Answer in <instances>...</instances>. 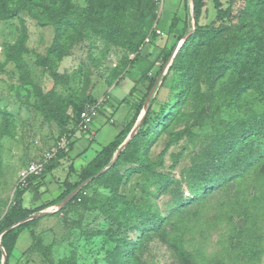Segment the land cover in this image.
<instances>
[{
	"label": "rangeland",
	"instance_id": "374dc122",
	"mask_svg": "<svg viewBox=\"0 0 264 264\" xmlns=\"http://www.w3.org/2000/svg\"><path fill=\"white\" fill-rule=\"evenodd\" d=\"M46 1L47 8L53 1L58 9L62 4V0ZM115 1L122 6L119 5L116 12L109 11L104 25L98 0H66V10L61 16L78 20L80 27L75 32L65 33V41L69 44L72 40V44L61 60L52 62L57 79L52 77L51 68L40 64L55 36V24L48 22L51 18L42 17L40 12L23 10L14 18L0 19V219L13 204L16 188L23 180L21 172L32 161L43 159L46 152L57 149L64 139L73 143L67 155L57 158V165L43 179L37 180L40 200L33 202L30 192L23 195L25 207L38 208L36 213L50 212L17 232L8 264H107L109 252L116 244L114 235H128L134 239L139 235L129 228L121 233L118 220L113 218L116 213L113 212L112 217L107 212L113 194L103 183L87 187L70 207L60 209L61 203L52 204L66 189V180L79 181L86 165L131 120L146 92V77L159 78L161 83L183 40L180 36L184 34L185 38L196 26L189 0H145L147 11L153 16L152 24L141 47L142 59L131 62L134 54L129 52L124 41L134 30L146 28L140 16L143 6L127 9L124 0ZM262 1L221 0L223 8L230 6L231 12L223 21L213 23L216 10L211 0H204L198 24L213 23L218 27L223 23L226 27L219 36L221 56L230 55L244 34L264 33ZM87 9L90 10L87 12ZM88 21L90 28L86 29ZM22 26L27 35L25 50L16 54L14 44ZM106 26L116 34L111 36L103 32L102 27ZM185 83L187 86L182 84L180 74L173 72L162 86H156L157 91L146 105L144 102L142 110L151 105V118L158 113L164 114L165 126L158 127L132 146L135 156L140 151L145 154L148 160L145 170L127 175L130 167H141L136 157L118 166L123 177L118 193L128 200L147 202L152 197L154 174L184 177L203 154L212 135L223 131L230 121L246 111L247 104L242 102L238 106L231 97L210 99L202 70L195 67L190 70ZM86 97L99 102L100 110L89 130L80 134L76 131L68 136L56 121L46 120L41 112L42 104L52 106L61 99L82 101ZM71 111L70 105L68 112ZM111 179L109 176L106 182ZM254 185L248 193L256 196V204L261 206H257L253 223L235 215L233 224L237 230L243 229L241 232L246 227L256 230L264 241V191ZM169 198V195L158 198L161 210L165 209ZM197 210V214L186 220L191 234L188 232L185 237L194 241L192 251L212 260L220 258L224 254L223 247L228 244V236H236V233L228 230L229 223L225 219L215 218L221 211L216 198ZM170 236L173 235L153 238L144 252L142 264H191L176 255L169 244ZM239 261V264H252L243 258ZM255 264H264V256Z\"/></svg>",
	"mask_w": 264,
	"mask_h": 264
},
{
	"label": "trees",
	"instance_id": "16d2710c",
	"mask_svg": "<svg viewBox=\"0 0 264 264\" xmlns=\"http://www.w3.org/2000/svg\"><path fill=\"white\" fill-rule=\"evenodd\" d=\"M98 1L101 7L100 15L104 18L102 24L105 25L107 24L105 17L111 13L109 11L116 12L122 3L117 1L119 5H116L115 0ZM211 1L216 10L213 23L223 21L229 16L230 6L223 8L221 0ZM46 2V0H19V2L0 0V19L14 18L23 10L40 12L42 17L45 15L51 18L48 22L55 24V36L40 64L51 68L52 77L57 79L58 73L52 62L61 60L67 53L72 40L67 44L64 35L66 32L79 30L80 24L74 18L61 16V13L66 10V0H62L59 9L55 6L54 1L47 8ZM192 3L195 29L185 37L158 85L162 86L169 74L178 72L182 78V84L187 86L186 77L195 67L198 71L204 72L205 81L210 89L208 95L210 99L220 97L227 100L231 97L234 104L240 106L244 102L247 104V108L241 116L230 121L223 131L212 135L207 147L202 151L203 154L190 167L184 177L176 178L170 173L154 174L152 197L145 203L134 202L118 193V185L123 178L118 171V166L124 160L136 157L141 167H130L126 170L127 175L133 172H142L148 167L145 154L140 151L135 156L132 146L134 147L140 139H145L158 127L165 126L164 114L158 113L154 118H151V105H149L136 133L115 159L114 154L136 123L145 99L155 84L156 78L146 77L148 81L146 92L131 120L86 165L80 173L79 181L68 182L66 180V189L52 203H61L81 183L105 169L79 188L77 194L60 209L72 206L83 191L94 183L100 182L110 187L113 198L108 205L107 212L112 217L113 212L116 213L113 218L118 220L117 225L121 233L129 228L139 235L136 239L128 235L120 237L114 235L113 240L116 244L109 252L107 264H142L143 255L149 242L155 237L169 236V234L173 235L168 240L176 255L191 264H239V258L255 264L264 256V241L255 232L256 230L250 231L249 227H246L244 232L246 230L247 232L244 233L241 232L243 229L239 231L233 224L235 215L243 216L244 220L253 223V215L258 210L257 206H261L260 203L256 204L257 197L250 196L248 193L249 188L255 184L254 181L256 182L254 186L259 187L262 192L264 191V33L255 36L244 34L237 41L236 47L230 55L221 56L222 41L219 40V36L222 33L221 30L226 27L222 26L223 23L218 27H214L213 23L199 25L198 20L202 14L204 0H192ZM261 4L264 10V0ZM123 5H126L127 9L138 5L143 6V13L140 16L142 15L141 18L145 20L146 28L134 30L133 35L124 41L129 52L134 54L131 59V62H134L142 59L141 47L145 44L144 39L148 35L153 16L151 11H147L145 0H124ZM89 10L87 9V12ZM46 11L47 13H45ZM69 13L76 12L70 11ZM86 24L85 28L89 29V21ZM102 30L111 36L116 34L111 32L108 26L102 27ZM26 36L25 28L22 26L20 36L14 44L16 54H21L25 50ZM183 37L184 34L180 36V39ZM170 54L171 52L167 58ZM218 94L222 96H218ZM176 98L178 99V96L175 97V100ZM74 99H61L52 106L44 104L41 106V112L45 119L56 121L62 131L68 132V136L78 130L80 113L84 107L96 103L91 97H86L82 101ZM70 105L72 106L71 113L68 112ZM66 142L65 147L59 149L56 156L45 164V168L40 174L29 175L18 184L13 204L0 219V235L2 234L0 241L7 256L5 264H8L17 232L34 223L36 218L26 219L39 210L38 208L25 207L23 195L30 192L33 202L40 200L41 193L37 180L43 179L47 172L57 165L56 159L67 155L72 149V141L67 139ZM109 176H112V179L107 183L106 179ZM163 195H169L170 198L165 209L161 210L157 200ZM215 198L221 209L215 218L217 220L225 219L229 223L228 230L236 233V236H233L234 234L228 236V244L223 247L224 254L220 258L212 260V258L198 254L197 251H192L191 247L194 241L191 237H185V234L188 232L191 234L186 223L187 218L192 214H197L199 206H205ZM262 208H264V204ZM16 223L18 224L12 227ZM1 258L0 248V264Z\"/></svg>",
	"mask_w": 264,
	"mask_h": 264
},
{
	"label": "built area",
	"instance_id": "2783aa9c",
	"mask_svg": "<svg viewBox=\"0 0 264 264\" xmlns=\"http://www.w3.org/2000/svg\"><path fill=\"white\" fill-rule=\"evenodd\" d=\"M100 103L88 104L84 107V109L80 113V119L78 123L77 132H84L89 130L90 124L94 121L95 118L99 115ZM66 145V139H64L59 147L54 151H48L45 153L43 159L32 161L22 172V178H26L29 175H38L40 174L44 168L45 164L57 153V151L61 148H64Z\"/></svg>",
	"mask_w": 264,
	"mask_h": 264
},
{
	"label": "water",
	"instance_id": "95a60500",
	"mask_svg": "<svg viewBox=\"0 0 264 264\" xmlns=\"http://www.w3.org/2000/svg\"><path fill=\"white\" fill-rule=\"evenodd\" d=\"M192 8H193V3H192V0H191V10H192ZM192 13H193V12H192ZM193 29H195V25H194ZM184 39H185V38H183V40L181 41L180 45L182 44V42L184 41ZM158 84H159V78L155 81L154 86H153L152 89L149 91V93H148V95H147V97H146V99H145V105L148 103L149 99L152 97V94L155 93L156 88H157L156 86H157ZM144 108H145V107H144ZM145 110H146V109H143V110L141 111L140 115H139L138 118H137L136 123L134 124V126L132 127V129H131V131H130V134H129V135L125 138V140H124V141L118 146V148H117V150H116V152H115V154H114V159L118 156V154L120 153V151H121V150L127 145L128 141L133 137V135L136 133V131H137L138 128L140 127V123H141V120H142V118H143V116H144ZM104 170H105V169H103V170L100 171L99 173H96L93 177H90L89 179H87L86 181H84L83 183H81V184L79 185L78 188L74 189L71 193H69V194L64 198V200L61 201V205H60V207L63 206L67 201L71 200V199L77 194L79 188H81L84 184H86V183H87L89 180H91L92 178L97 177V176H98L100 173H102ZM60 207H59V208H60ZM49 212H50L49 210H45V211H43V212H41V213H36V214L32 215L31 217H29V218L26 219V220H29V219H32V218H37V217L43 216V215H45V214H47V213H49ZM17 224H18V223L12 225V227H13V226H16ZM1 235H2V234H1ZM1 235H0V237H1ZM0 248H1V252H2L1 264H5L7 256H6V252L4 251V248H3L2 245H1V241H0Z\"/></svg>",
	"mask_w": 264,
	"mask_h": 264
},
{
	"label": "crops",
	"instance_id": "0c3cea01",
	"mask_svg": "<svg viewBox=\"0 0 264 264\" xmlns=\"http://www.w3.org/2000/svg\"><path fill=\"white\" fill-rule=\"evenodd\" d=\"M185 4V3H184ZM188 6H189V8H190V10H191V0H189V3H188ZM79 134H80V132H78ZM81 136V135H80ZM80 136H78V137H80Z\"/></svg>",
	"mask_w": 264,
	"mask_h": 264
}]
</instances>
